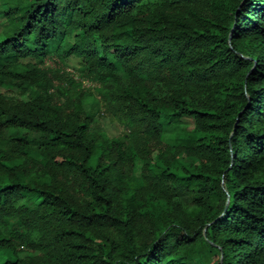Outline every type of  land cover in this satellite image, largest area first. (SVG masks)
Masks as SVG:
<instances>
[{"label": "trees", "instance_id": "1", "mask_svg": "<svg viewBox=\"0 0 264 264\" xmlns=\"http://www.w3.org/2000/svg\"><path fill=\"white\" fill-rule=\"evenodd\" d=\"M0 17V264H264V0Z\"/></svg>", "mask_w": 264, "mask_h": 264}, {"label": "rangeland", "instance_id": "2", "mask_svg": "<svg viewBox=\"0 0 264 264\" xmlns=\"http://www.w3.org/2000/svg\"><path fill=\"white\" fill-rule=\"evenodd\" d=\"M4 24H5V20H4V18H1V17H0V37H1V32H2L1 30H2V28H3V26H4ZM72 62H73V61H70L69 63L72 64ZM67 68H68V69H72V67H71L70 65H69ZM184 119H185V121L187 122L188 127L191 128L192 125H193L192 118H191V117H186V118H184ZM102 123H103L104 126L106 127L107 131H108L109 133H111V134L117 133V132L119 131V129H120V127H119L117 121H110L108 118H104V120H103ZM2 261H3V258H2L1 254H0V263H1Z\"/></svg>", "mask_w": 264, "mask_h": 264}]
</instances>
